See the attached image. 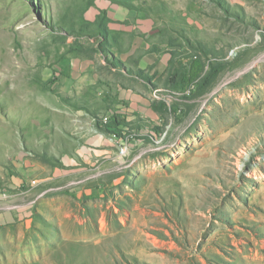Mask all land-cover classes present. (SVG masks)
<instances>
[{
    "label": "rangeland",
    "instance_id": "1",
    "mask_svg": "<svg viewBox=\"0 0 264 264\" xmlns=\"http://www.w3.org/2000/svg\"><path fill=\"white\" fill-rule=\"evenodd\" d=\"M95 135L0 264H264V0H0V213Z\"/></svg>",
    "mask_w": 264,
    "mask_h": 264
},
{
    "label": "crops",
    "instance_id": "2",
    "mask_svg": "<svg viewBox=\"0 0 264 264\" xmlns=\"http://www.w3.org/2000/svg\"><path fill=\"white\" fill-rule=\"evenodd\" d=\"M102 142L103 138L95 135L91 137L90 141L83 142L79 146L66 147L68 150H66L65 153L60 157V162L62 163L63 167L55 168L51 174V179L54 181V186H56V193L44 195V193L41 192L39 193L38 197H36L37 199L35 200L37 201L34 204L33 201H28L25 203L19 201L22 200L23 197H20L19 199L17 198V200L15 197H11L8 200L9 203L7 205V209L0 213V219H6V222H9L13 219V216L26 213L25 217H27V219H25V222H27L29 220L28 216L30 215L32 208L35 212H37V210L40 211L38 209L39 201L43 198H49L52 207L48 210L58 215L64 211V209L61 208V201L63 198H61L60 195L73 197L74 192H76L77 197H83L84 195H87L89 188L85 187L84 184L89 178V170L94 166H98V163H102L103 165H113L114 159L113 161H109L111 156H107V154H109L108 151L110 150H107L105 147H103V145H101ZM120 162L122 163V161ZM67 187H69V189H67ZM62 188H64L63 191H60L59 189ZM57 204H59V206ZM6 222L5 224H7ZM58 224L60 223L58 222Z\"/></svg>",
    "mask_w": 264,
    "mask_h": 264
},
{
    "label": "built area",
    "instance_id": "3",
    "mask_svg": "<svg viewBox=\"0 0 264 264\" xmlns=\"http://www.w3.org/2000/svg\"><path fill=\"white\" fill-rule=\"evenodd\" d=\"M120 154L123 156H127L128 152H129V145L126 142H122V144L120 145V150H119Z\"/></svg>",
    "mask_w": 264,
    "mask_h": 264
}]
</instances>
